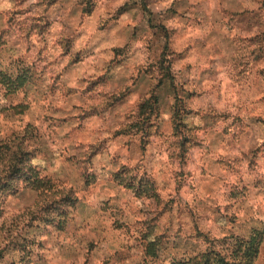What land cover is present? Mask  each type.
Listing matches in <instances>:
<instances>
[{"label": "rangeland", "instance_id": "374dc122", "mask_svg": "<svg viewBox=\"0 0 264 264\" xmlns=\"http://www.w3.org/2000/svg\"><path fill=\"white\" fill-rule=\"evenodd\" d=\"M9 2L0 141L52 187L3 198L0 264H170L264 221V0Z\"/></svg>", "mask_w": 264, "mask_h": 264}, {"label": "trees", "instance_id": "16d2710c", "mask_svg": "<svg viewBox=\"0 0 264 264\" xmlns=\"http://www.w3.org/2000/svg\"><path fill=\"white\" fill-rule=\"evenodd\" d=\"M10 83L9 87L17 86L15 81L10 80ZM33 154L34 148L26 142L22 132L0 141V212L3 198L17 192L21 184L41 192L51 189L46 175L31 163ZM63 195L74 202L67 193ZM205 241L203 251L186 259L173 260L170 264H256L264 242V228L252 229L247 235L206 237Z\"/></svg>", "mask_w": 264, "mask_h": 264}, {"label": "clouds", "instance_id": "9594fccd", "mask_svg": "<svg viewBox=\"0 0 264 264\" xmlns=\"http://www.w3.org/2000/svg\"><path fill=\"white\" fill-rule=\"evenodd\" d=\"M29 3H35L36 0H28ZM124 0H118V3H123ZM172 3V0H166V5L167 6L168 4H171ZM14 5L13 3L9 2V0H2V2H0V11H3L5 9H13ZM24 7H27V4L24 5ZM5 103V101L3 99H0V104H3ZM0 122H2V117H0ZM0 135H3V132H0ZM31 163L33 165L35 164H43L44 161L43 160H39V159H34L31 161ZM70 186V185H69ZM139 203V202H137ZM79 264H84V261H83V258H81Z\"/></svg>", "mask_w": 264, "mask_h": 264}, {"label": "crops", "instance_id": "0c3cea01", "mask_svg": "<svg viewBox=\"0 0 264 264\" xmlns=\"http://www.w3.org/2000/svg\"><path fill=\"white\" fill-rule=\"evenodd\" d=\"M261 228H264V221L259 222V224L255 225V226H251V227H250V231H251L252 229H261ZM250 231H249V232H250ZM231 234H233V233H231ZM235 235H238V234H235ZM263 247H264V242H263V243L261 244V246H260V250H259V255H258L257 261H258L259 259H261V256H262V254H263V252H262Z\"/></svg>", "mask_w": 264, "mask_h": 264}]
</instances>
